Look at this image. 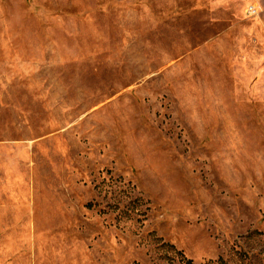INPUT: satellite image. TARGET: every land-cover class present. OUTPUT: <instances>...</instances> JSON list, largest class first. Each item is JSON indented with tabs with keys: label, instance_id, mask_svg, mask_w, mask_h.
<instances>
[{
	"label": "rangeland",
	"instance_id": "rangeland-1",
	"mask_svg": "<svg viewBox=\"0 0 264 264\" xmlns=\"http://www.w3.org/2000/svg\"><path fill=\"white\" fill-rule=\"evenodd\" d=\"M179 252L264 264V0H0V264Z\"/></svg>",
	"mask_w": 264,
	"mask_h": 264
},
{
	"label": "trees",
	"instance_id": "trees-1",
	"mask_svg": "<svg viewBox=\"0 0 264 264\" xmlns=\"http://www.w3.org/2000/svg\"><path fill=\"white\" fill-rule=\"evenodd\" d=\"M172 248L174 247L172 246ZM179 254L181 256L180 260L177 262L173 261L170 264H198V263H195L192 259L186 258L182 254V252H179ZM206 264H227V263L225 262L223 258H219L217 261H209Z\"/></svg>",
	"mask_w": 264,
	"mask_h": 264
},
{
	"label": "built area",
	"instance_id": "built-area-1",
	"mask_svg": "<svg viewBox=\"0 0 264 264\" xmlns=\"http://www.w3.org/2000/svg\"><path fill=\"white\" fill-rule=\"evenodd\" d=\"M255 12H256V8H255V6L250 5V6L247 8V14L251 15V14H254Z\"/></svg>",
	"mask_w": 264,
	"mask_h": 264
}]
</instances>
